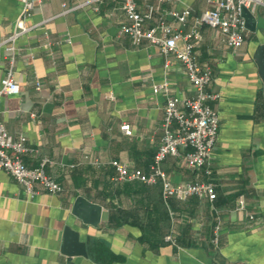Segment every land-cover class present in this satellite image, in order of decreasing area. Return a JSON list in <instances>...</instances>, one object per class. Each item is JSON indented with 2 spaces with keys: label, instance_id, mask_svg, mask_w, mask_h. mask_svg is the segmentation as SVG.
Returning <instances> with one entry per match:
<instances>
[{
  "label": "crops",
  "instance_id": "obj_1",
  "mask_svg": "<svg viewBox=\"0 0 264 264\" xmlns=\"http://www.w3.org/2000/svg\"><path fill=\"white\" fill-rule=\"evenodd\" d=\"M85 1L37 0L26 24L48 21L16 43L13 78L19 92L0 98V120L13 138L26 137L31 151L22 155L25 165L48 159L45 172L62 191L37 188V196L28 199L0 171V264H68L60 252L66 226L79 228L93 254L73 264H264V82L255 62L264 43V10L251 13L254 30L245 28L244 44L231 50L218 30L196 24L217 0H134L140 12L154 8L146 28L164 21L182 35L197 30L193 52L210 68L208 91L218 95L209 103L219 116L209 174L187 167L189 149L162 163L173 184L213 182L215 200L164 201L160 181L118 180L110 163L149 174L166 101L153 88L167 83L168 94L179 99L195 92L173 56L166 67L157 46L134 45L121 32L126 24L121 0L62 13L63 6ZM186 8L187 22L178 23L171 12ZM19 12V0H0V41L13 31ZM8 56L0 47V81ZM122 124L130 126V136L120 131ZM78 196L102 208L97 227L71 214ZM240 197L244 208L237 210ZM215 225L217 248L210 243ZM169 234L177 246L165 241Z\"/></svg>",
  "mask_w": 264,
  "mask_h": 264
},
{
  "label": "built area",
  "instance_id": "obj_2",
  "mask_svg": "<svg viewBox=\"0 0 264 264\" xmlns=\"http://www.w3.org/2000/svg\"><path fill=\"white\" fill-rule=\"evenodd\" d=\"M97 1L100 0H86L73 8L63 6L62 13L94 4ZM19 3L20 12L14 22L13 31L0 41V47L9 54L6 74L0 81V98L19 92V85L13 78L17 41L48 21L43 20L37 24L27 25L26 21L31 16L37 0H19ZM121 8L126 18V24L121 27V32L130 37L134 45L147 43L157 46L164 56L166 67L171 56L179 61L195 95L189 99L170 96L167 83L153 88L154 93H164L166 101L162 122L163 134L150 165V173L144 174L140 170H131L124 164L112 161L110 164L117 172V179L139 181L144 184H154L160 181L164 201L168 198L185 200L190 196H196L207 198L213 202L216 198L213 182L197 181L173 184L162 169V163L168 156L177 157L180 156L181 149H189V152L184 155L187 167L194 171L203 169L205 174H209L207 167L219 130V116L209 103L215 101L218 95L208 91L211 84L210 68L201 66L193 52L199 34L196 29H193L182 35L180 31H174L164 21H160L156 26L146 28L145 23L152 19L154 8L147 6L145 11L140 12L134 0H121ZM242 8H246L253 14L257 8L264 10V0H217L213 9H207L199 15L196 24L218 30L225 46L228 49L237 50L244 44L246 28L241 15ZM190 14L188 8L180 12H171V15L181 24L187 22ZM180 40L184 42L182 47L178 46ZM107 98L113 99V96L109 94ZM120 131L127 136L132 134L128 124H122ZM26 141L25 136L13 138L0 120V171L6 172L20 184L28 199L37 196L39 190L50 194H59L62 191L61 186L45 172L46 165L50 164L48 159L43 158L35 167H28L23 162L22 155L31 151L26 145ZM88 162L97 164V162ZM243 208L244 200L240 197L236 209L242 210ZM249 219L253 220L254 217L249 216ZM218 237L219 226L215 225L210 239L211 245L215 248L218 246ZM165 241L177 246L171 234L166 236Z\"/></svg>",
  "mask_w": 264,
  "mask_h": 264
},
{
  "label": "water",
  "instance_id": "obj_3",
  "mask_svg": "<svg viewBox=\"0 0 264 264\" xmlns=\"http://www.w3.org/2000/svg\"><path fill=\"white\" fill-rule=\"evenodd\" d=\"M241 15L245 21L246 28L254 30L255 19L251 13L246 8H242ZM255 62L258 65L260 77L264 82V43L257 48ZM101 211L102 208L99 205L93 204L81 196L75 198L71 207V214L80 220L81 224L94 228L100 223ZM80 233L78 227L74 229L66 226L64 228L60 252L66 257L68 264H73L72 260L74 258H93L89 243L81 240Z\"/></svg>",
  "mask_w": 264,
  "mask_h": 264
}]
</instances>
